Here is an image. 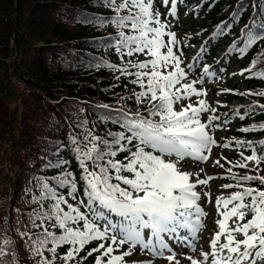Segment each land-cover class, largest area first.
I'll list each match as a JSON object with an SVG mask.
<instances>
[{
  "label": "snow or ice",
  "instance_id": "obj_1",
  "mask_svg": "<svg viewBox=\"0 0 264 264\" xmlns=\"http://www.w3.org/2000/svg\"><path fill=\"white\" fill-rule=\"evenodd\" d=\"M179 2L101 0L112 15L93 17L91 22L114 29L101 43L119 61L103 64L117 81L128 82L125 88L132 86L121 99L133 101L134 107L101 105L106 112L99 121L118 130L109 128L99 134L96 124L89 127L87 120L82 121L77 126L80 131L69 134V144L58 145L54 160L44 165L55 174L34 178L36 192L30 201L36 207L21 233L22 240L27 237L25 252L33 264H129L126 257L137 249L167 264H181V257L187 264H264V139L233 138L221 144L215 138V130L226 128L231 119L244 120L257 110L264 113V104L250 101L223 119L217 114L218 107L206 99L207 90L197 87L214 78L215 72L206 64L186 63L185 46L168 19L177 17ZM249 5L251 23L241 29L242 39L236 38L243 44L236 48L241 56L253 46L264 47L260 44L264 0H239L231 21ZM231 21L218 26L214 36L223 34ZM202 51L203 47L193 59L199 60ZM195 73L199 75L192 78ZM245 73L247 78L264 79V53L239 74ZM221 91L264 97V91ZM215 103L221 105L219 100ZM259 130H264V122L239 129L242 133ZM66 147L74 153L78 177L61 155ZM214 147H234L240 159L233 162L221 156L214 161L221 168V159L230 165L224 178L232 183L221 188L235 190L216 197L218 230L210 237L208 250L200 245L198 251L207 216L201 200L211 202V193L197 189L215 177L201 178L199 173L182 170L180 164L188 158L207 162ZM3 245L0 264H5V257L21 264L15 243L5 239Z\"/></svg>",
  "mask_w": 264,
  "mask_h": 264
},
{
  "label": "trees",
  "instance_id": "obj_2",
  "mask_svg": "<svg viewBox=\"0 0 264 264\" xmlns=\"http://www.w3.org/2000/svg\"><path fill=\"white\" fill-rule=\"evenodd\" d=\"M238 3L239 0H181L177 13L186 12L192 19V30L200 33L178 38L182 44H198V38L209 30L212 34L201 44L204 64L216 73L218 68L228 70L234 66L239 84L233 90L258 93L264 91V79L239 73L249 67L250 61L261 57L264 47L253 46L243 56L236 51L237 45L243 47L236 38L242 39L241 29L251 23L253 12L249 5L237 20L231 21ZM110 15L101 0H0V247L5 239L13 241L21 264H33L25 252L27 237L22 240L21 233L29 223L28 214L36 207L30 201L36 192L34 178L55 174L56 170L45 169L44 165L54 160L56 147L68 145L69 134L79 132L77 126L85 120L89 127L96 124L99 134L109 128L118 130L111 123L99 121L106 112L101 105L112 109L125 104L134 107L133 101L121 99L129 95L132 86L125 88L128 82L123 78L117 81L116 74L103 64L119 63L116 54L101 43L114 29L91 22L93 17ZM226 21H231V26L214 36L217 27ZM222 49L225 59L212 66L215 53ZM232 98L239 103L247 99L264 104V97L256 95L226 94V101ZM213 107H218V113L225 111L221 106ZM262 122L264 113L257 110L244 120L231 119L224 130L231 140L259 141L264 139V130L242 133L239 129ZM234 152L227 160L240 159ZM61 155L70 161L68 167L78 177L74 153L66 147ZM228 167L227 163L219 168L226 171ZM220 183L232 181L224 178ZM234 190H226L224 195ZM3 260L13 264L12 257Z\"/></svg>",
  "mask_w": 264,
  "mask_h": 264
},
{
  "label": "rangeland",
  "instance_id": "obj_3",
  "mask_svg": "<svg viewBox=\"0 0 264 264\" xmlns=\"http://www.w3.org/2000/svg\"><path fill=\"white\" fill-rule=\"evenodd\" d=\"M169 20L172 21V30L176 32L177 36L180 35L182 37H190L193 34H199L200 31H196V30H192V28L190 27L191 22L189 20L192 19H188L183 12H181L180 15H177V17L175 19L173 18H168ZM209 32V30L207 31ZM211 33V32H210ZM210 34L207 33V36H209ZM199 39V38H198ZM197 44V43H196ZM190 45L188 43L183 44L184 47V51L186 54V63L191 62L193 64H196L197 67H199L200 64H202L201 59L199 58V60H194L193 57L196 55L197 51L200 50V46L199 45ZM225 51H221L218 50L216 52V56L213 62L214 64H216L217 61H219L220 59H225L224 57ZM213 65V64H212ZM235 68L234 66L230 67L226 73H222L223 70L220 73V77L218 79H216L215 77H210L206 80L205 84L203 86L201 85H197L198 88L203 87L204 89L207 90V101L212 105V103H215L217 100H219L221 102V100H226V98L223 99V97H226V94H232L229 92H222L221 90L223 89H233V86H236L239 84L238 82V77L235 74ZM195 72V70H194ZM195 75H199V73H195L194 76L192 78H195ZM210 80H213V83L210 84ZM210 84V85H209ZM209 85V86H208ZM213 88V89H211ZM217 93H220L219 95H217ZM196 98L193 97V100H195ZM235 102L234 100L231 102H228V108L230 109H234ZM221 117H223V114H220ZM226 131L223 129L221 134H224L223 136H225ZM218 131L215 130V138L216 140L223 144V143H227V142H223V140H218ZM221 139L222 136H220ZM220 148L222 147H214L212 150V153L210 155L209 158H213L217 156H228V153H231L230 150L228 149H224L222 148V150L225 152L224 154L222 153V151L220 150ZM220 159V158H218ZM188 162V163H185ZM209 160L207 162H197L191 158L186 159L185 161H182L180 166L182 168V170L184 171H188L191 172L193 174L199 173L201 178H206V173H207V166L209 164V171L208 172H215L217 171V167H215L213 161L211 160L210 163H208ZM197 163V165L195 164ZM203 169V172H201L200 170ZM218 186L215 185L214 181L211 180L209 182L208 186H200L198 187L197 191L203 192V191H208L211 193V202H209L207 200V198H202L201 200V205L204 208V211L207 213V216L204 220V223L206 225V227L204 228V230L199 234L200 235V240L199 243L197 245V250L199 251L200 245H203L204 250H208V241L210 239V237L212 236V234L218 230L217 229V225L216 223H214L213 221H211L212 219V213H213V208H212V203L214 201V199L218 196L217 191H218ZM213 225V226H212ZM183 251L187 252V249H184ZM126 260L129 262V264H131L132 261H138L140 262V264H146L147 261L149 260H153L154 264H167V261L164 259H160V258H154L151 255L147 254L146 252H140L139 249L135 250L133 255L131 257H127ZM181 264H187V261L184 260L181 257Z\"/></svg>",
  "mask_w": 264,
  "mask_h": 264
}]
</instances>
